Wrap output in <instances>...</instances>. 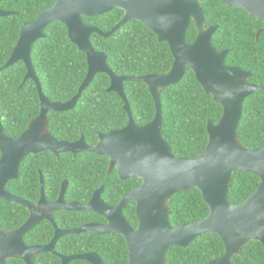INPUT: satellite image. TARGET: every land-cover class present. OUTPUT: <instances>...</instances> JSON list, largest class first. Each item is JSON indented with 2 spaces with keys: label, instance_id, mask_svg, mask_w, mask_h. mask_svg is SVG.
Here are the masks:
<instances>
[{
  "label": "trees",
  "instance_id": "16d2710c",
  "mask_svg": "<svg viewBox=\"0 0 264 264\" xmlns=\"http://www.w3.org/2000/svg\"><path fill=\"white\" fill-rule=\"evenodd\" d=\"M56 0H0V8L14 14L0 17V67L8 60L25 22L34 20ZM204 12L205 26L217 25L211 42L219 50L228 49L227 65L238 66L251 72L248 82L264 87V30L263 22L244 9L223 4L219 0H199ZM123 11L112 9L94 17L83 16V20L102 31L111 30L120 20ZM197 30L190 22L186 41L192 42ZM44 38L32 45L31 58L42 91L51 100H70L87 74L84 52L71 42L66 27L58 21L49 23L44 29ZM94 49L107 56V63L117 75L142 76L149 73L167 72L173 55L167 43L159 42L144 24L130 20L109 37L98 34L90 36ZM25 64L18 61L0 71V123L9 136H17L26 130L40 110V99L35 82L27 79ZM22 84L21 88L18 86ZM110 78L106 73H97L84 89L76 105L67 111H49V132L59 138L76 140L84 135L92 143L99 133L124 127L128 114L124 102L114 91H109ZM124 92L130 104L132 117L137 124L150 122L155 115V103L145 83L125 81ZM163 137L177 157L193 158L207 146L209 121L216 123L222 106L207 94L186 67L182 79L160 90ZM238 139L246 148L264 146V93L253 92L243 102L242 116L237 127ZM107 156L93 152H65L59 156L50 151L28 154L20 166V177L7 183L13 194L36 201L40 191V172L45 181V192L49 200H55L61 182H69L66 199L78 201L88 199V193L104 184L107 193L113 189L117 177L107 173ZM118 180V179H117ZM136 178L123 182L130 190ZM260 179L247 172L234 171L228 198L233 203L245 200L259 185ZM121 193L118 194L117 199ZM110 196H114L110 194ZM110 201V199H108ZM116 201V200H115ZM169 219L173 226L205 217L209 208L197 188L175 193L166 202ZM132 202L128 203L127 216L134 218ZM88 211L54 212L58 226H77L85 222ZM94 213V212H93ZM28 210L14 202L0 200V229L8 231L23 223ZM63 215H68L64 216ZM61 216V217H60ZM53 225L47 221L37 224L24 237L27 243H47L53 235ZM117 243V244H116ZM56 251L79 253L85 251H107L103 253L109 264H128L125 241L103 238L90 232L70 234L58 240ZM224 246L220 237L205 233L196 237L186 247H171L165 264H200L220 256ZM50 258L56 260H49ZM34 264H61V260L50 253L34 257ZM6 264H25L22 259L9 258ZM69 264H90L84 260H73ZM232 264H264V249L257 240L244 244Z\"/></svg>",
  "mask_w": 264,
  "mask_h": 264
},
{
  "label": "water",
  "instance_id": "95a60500",
  "mask_svg": "<svg viewBox=\"0 0 264 264\" xmlns=\"http://www.w3.org/2000/svg\"><path fill=\"white\" fill-rule=\"evenodd\" d=\"M219 1L244 9L258 18L263 22L264 30V0ZM116 8L122 10L123 15L109 31H102L83 20V16L94 17ZM14 13L0 8V17ZM130 20L141 22L159 42L168 44L173 62L167 72L142 76L117 75L109 67L106 54L94 49L90 42L93 33L109 37ZM191 20L197 33L192 42H187L186 32ZM53 21L66 27L69 39L85 53L88 65L78 92L65 102L52 101L44 95L30 55L33 43L45 36V27ZM216 29L217 25L204 26V12L199 0H56L33 21L21 26L12 53L0 70L23 61L27 67L25 80L30 78L36 83L40 110L26 130L17 136L6 134L0 123V200L17 202L30 209L28 219L21 226L9 232H0V264L9 258L34 264V256L52 251L59 237L85 231L120 233L128 247L129 264H165L169 248H184L205 233L220 237L224 253L203 264H232L233 256L250 240H257L264 247V146L246 148L237 134L245 98L253 92L264 93V87L248 82L250 71L225 63L228 49L219 50L211 42ZM186 67L193 71L205 92L222 106L219 120L207 124L206 148L193 158L175 156L162 131L160 90L179 82ZM97 73L109 76L108 90L116 92L123 100L128 123L122 128L100 134L94 146L86 145L83 138L74 143L56 140L47 128L48 111L61 112L74 108ZM125 81L146 84L155 103V115L150 122L137 124L133 119L124 92ZM46 150L54 153L89 151L107 156L112 167L117 163L121 179L136 177L141 183L124 195L115 208H110L100 200L102 188L87 204L65 202L66 184L62 185L58 199L48 202L41 180L42 193L38 205H31L9 193L6 185L19 178L25 156ZM234 171L247 172L260 179L258 187L240 203H233L228 198ZM190 188L200 191L209 208L208 214L199 220L173 226L166 202L175 193ZM129 202L135 203L137 228L130 226L122 215L123 207ZM56 210H92L109 221L104 225L86 224L66 231L55 226L54 236L48 244H25L24 235L44 218L53 222L50 212ZM60 257L62 264H69L72 260L104 264L95 253Z\"/></svg>",
  "mask_w": 264,
  "mask_h": 264
},
{
  "label": "flooded vegetation",
  "instance_id": "af4514ba",
  "mask_svg": "<svg viewBox=\"0 0 264 264\" xmlns=\"http://www.w3.org/2000/svg\"><path fill=\"white\" fill-rule=\"evenodd\" d=\"M122 18V17H121ZM33 21V20H32ZM193 20H191L190 22H192ZM29 22H31V21H29ZM25 23H28V22H25ZM25 23H23V24H25ZM22 24V25H23ZM21 25V26H22ZM190 25V24H189ZM204 26H205V19H204ZM213 26V25H212ZM206 27V26H205ZM21 28V27H20ZM46 28V27H45ZM207 28V27H206ZM19 34H20V29H19ZM19 37V36H18ZM45 37V36H44ZM43 37V38H44ZM18 40V39H17ZM38 40V39H37ZM17 42V41H16ZM34 44V43H33ZM32 51V50H31ZM12 53V52H11ZM30 55H31V53H30ZM31 60H32V58H31ZM23 62V61H22ZM24 63V62H23ZM32 64H33V62H32ZM34 67V66H33ZM1 68V67H0ZM25 68H26V73H27V67H26V65H25ZM35 70V69H34ZM1 71V70H0ZM25 76H26V74H25ZM25 76H24V80H23V83L27 80V79H30V78H27L26 80H25ZM37 76V75H36ZM31 80H33V79H31ZM34 81V80H33ZM35 82V81H34ZM35 85H36V83H35ZM22 87V84H20L19 86H18V88H21ZM37 87V86H36ZM38 91V90H37ZM40 99V98H39ZM51 100V99H50ZM52 101H54V100H52ZM68 101V100H67ZM65 102V101H64ZM51 111V110H50ZM53 111V110H52ZM49 112V111H48ZM48 114V113H47ZM47 128H48V130H49V120H48V122H47ZM50 133V132H49ZM105 133H107V132H105ZM100 134H103V133H99L98 134V136L100 135ZM50 135H52L51 133H50ZM53 136V135H52ZM98 136H97V139H96V141L95 142H91V141H89V140H87L86 139V137L84 136V135H80L76 140H72V141H70V140H66V139H59V138H57V137H55V136H53L56 140H58V141H61V142H70V143H74V142H77L78 140H80L81 138H83V140H84V143L86 144V145H88V146H94V145H96L97 144V142H98ZM46 151H49V150H46ZM42 152V151H41ZM51 152V151H50ZM85 152H89V151H85ZM54 155H56V156H59L60 154H63V153H65V152H59V153H54V152H52ZM77 153H83V152H77ZM36 154V153H35ZM75 154V153H74ZM102 156H104V155H102ZM107 173L106 174H110V173H113L116 177H117V179H115L114 180V185H113V189H111V192H108L107 193V191H106V188H105V185L104 184H101V185H99L97 188H95L92 192H90V193H88V199H87V201L86 202H84V200H82V201H78L77 199H72V200H67L66 199V197H65V195H66V192H67V190H68V187H69V182H68V180L67 179H65V180H63L62 182H61V185H60V190H59V192H58V195H57V197H56V199L55 200H49V198H48V195L46 194V192H45V187H43V191H44V195H45V197H46V200L48 201V202H54V201H56L57 199H58V197H59V195H60V192H61V188H62V185H64V184H66V190H65V193H64V201L65 202H67V203H69V202H72V201H76V202H78V203H80V204H87L91 199H92V197L94 196V194H95V192H97V191H99L100 190V188H102V190L100 191V193H99V196H100V200L101 201H103L104 203H106L107 205H109V207L110 208H115L118 204H119V202H120V200H121V198L124 196V195H126V194H128V193H130L137 185H139L140 183H141V180L139 179V178H136V177H133V178H136L137 179V181L135 182V185L130 189V190H127V187H126V185H124L123 184V182L124 181H126V180H129V179H133V178H128V179H121L120 178V176H119V174H118V171H117V163H115L114 165H113V167L111 166V163H110V160L108 159V161H107ZM20 177V176H19ZM19 179V178H18ZM17 180V179H16ZM41 180H43V184H44V186H45V181H44V177H43V175H42V173L40 172V191H39V198L36 200V201H30V200H28L27 198H25V197H23V196H20V195H17V194H13L12 192H10L9 191V189L7 188V185H6V190L9 192V193H11L12 195H14V196H16V197H18L19 199H22V200H24V201H27V202H29L31 205H34V206H37L38 205V201H39V199H40V196H41V193H42V186H41ZM12 181V180H11ZM119 193H121V195H120V197L117 199V196H118V194ZM110 194H112V195H114V196H110ZM108 199H110V201H108ZM116 200V201H115ZM6 201V203H7V201L8 200H5ZM8 202H12V201H8ZM14 203H16V204H20V203H17V202H14ZM130 203V202H129ZM20 205H22V204H20ZM132 205H133V207H134V211H133V214H134V218L132 217V216H127V214H126V210H127V208H128V203L123 207V209H122V215H123V217H124V219H125V221L130 225V226H132L133 228H137V226H138V221H137V218H136V213H135V203L134 202H132ZM23 207H25L27 210H28V215H27V217L25 218V220L23 221V223L28 219V217H29V215H30V209L28 208V207H26V206H24V205H22ZM56 211H59V210H56ZM56 211H51L50 212V215L52 216V219H53V222H50L49 220H47V219H42L38 224H40L41 222H44V221H47V222H49L50 224H52L53 225V235H52V238H53V236H54V233H55V226H56V228H58L59 230H63V231H66V230H70V229H75V228H79V227H81V226H83V225H86V224H97V225H104V224H107L108 223V219L105 217V216H103V215H101V214H99V213H97V212H94V211H92V210H65V211H88L89 213H88V216H89V218L85 221V222H83L82 224H79V225H77V226H68V225H66V226H58V224H57V222H56V220H55V217H58V215H56V214H54V212H56ZM94 212V213H93ZM44 214H46L45 212H44ZM64 216H68V215H63L62 217H64ZM61 217V216H60ZM22 223V224H23ZM22 224H20L19 226H21ZM19 226H17V227H19ZM17 227H15V228H13V229H11V230H14V229H16ZM35 227V226H34ZM33 227V228H34ZM32 228V229H33ZM31 229V230H32ZM11 230H8V231H5V230H2V229H0V232H9V231H11ZM30 230V231H31ZM29 231V232H30ZM28 232V233H29ZM85 232H90V231H85ZM28 233H26V234H28ZM80 233H82V232H80ZM90 233H92V232H90ZM25 234V235H26ZM70 234H77V233H68V234H64L63 236H61V237H59L58 238V240H60V239H63L64 237H66V236H68V235H70ZM92 234H95V233H92ZM24 235V236H25ZM95 235H101L103 238H109V239H113V240H115V241H118V242H121L122 240H124L125 241V239H124V237L120 234V233H118V232H115V231H110V232H106V233H100V234H95ZM24 238L25 237H23V241H24V243L25 244H27V245H29V246H32V245H45V244H48L49 242H50V240L52 239H50L47 243H44V244H38V243H27L25 240H24ZM58 240L56 241V243H55V245H54V248H53V250L52 251H50V252H46V253H50V254H52V255H54L56 258H57V260H62L61 259V257L60 256H70V255H74V254H85V253H95V254H97L98 256H99V258L103 261V263L104 264H109V263H107L106 261H104V260H110V259H107L106 257H105V255L103 254V253H107V251L105 252V251H102V252H99V251H94V250H92V251H85V252H79V253H63V254H60V253H58L57 251H56V246H57V243H58ZM117 244V243H116ZM125 246H126V252L128 253L127 254V260H128V264H129V252H128V247H127V244H126V241H125ZM262 247H263V245H262ZM241 249V248H240ZM240 249L238 250V252L235 254V255H237V254H239V251H240ZM263 249H264V247H263ZM44 253V252H43ZM224 253V252H223ZM223 253L220 255V256H222L223 255ZM41 254V253H40ZM108 254V253H107ZM111 254V252H109V254L108 255H110ZM39 255V254H38ZM234 255V256H235ZM220 256H218V257H220ZM233 256V257H234ZM35 257V256H34ZM217 258V257H216ZM213 259H215V258H213ZM213 259H211V260H213ZM233 259V258H232ZM8 260V259H7ZM7 260L5 261V263L4 264H6V262H7ZM33 260H34V258H33ZM49 260H56V259H53V258H50ZM73 261V260H72ZM210 261V260H209ZM206 262H208V261H206ZM206 262H204V263H206ZM70 263V262H69ZM89 263V262H88ZM61 264H62V262H61ZM91 264V263H90ZM200 264H203V263H200Z\"/></svg>",
  "mask_w": 264,
  "mask_h": 264
}]
</instances>
